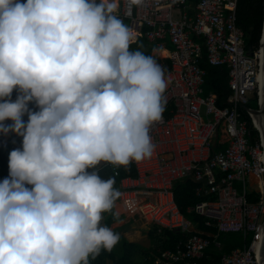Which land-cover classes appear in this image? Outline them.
I'll list each match as a JSON object with an SVG mask.
<instances>
[{"label": "clouds", "instance_id": "clouds-1", "mask_svg": "<svg viewBox=\"0 0 264 264\" xmlns=\"http://www.w3.org/2000/svg\"><path fill=\"white\" fill-rule=\"evenodd\" d=\"M118 10L119 0H0V133L23 138L0 181V264H90L120 240L102 221L122 194L98 165L152 156L170 81L130 50L138 37Z\"/></svg>", "mask_w": 264, "mask_h": 264}, {"label": "built area", "instance_id": "built-area-1", "mask_svg": "<svg viewBox=\"0 0 264 264\" xmlns=\"http://www.w3.org/2000/svg\"><path fill=\"white\" fill-rule=\"evenodd\" d=\"M237 2L143 0L130 7L129 0H122L117 14L128 21L137 37L154 42L169 36L173 45L165 93L167 103L172 104L170 114L150 130L152 156L133 161L134 176L119 180V200L127 213L155 225L157 231L193 232L198 229L179 210L173 191L177 180L190 179L195 195L205 198L186 211L214 233L196 231L173 249L153 255L151 264H200L210 247L219 255L206 264H259L264 225L262 145L259 134L254 144L249 143L247 121L241 119L238 107L248 106L252 95L256 104L259 101L261 47L259 37L255 48L247 49L244 31L237 24ZM203 47L209 64L228 68V105L218 106L214 93L202 95L205 70L199 60ZM245 113L252 124L250 112ZM216 145L222 148L213 152ZM0 147L17 148L12 133H0ZM235 182L240 183V192ZM247 233L251 238L244 247L219 253L221 245L215 235L240 234L245 242Z\"/></svg>", "mask_w": 264, "mask_h": 264}, {"label": "trees", "instance_id": "trees-1", "mask_svg": "<svg viewBox=\"0 0 264 264\" xmlns=\"http://www.w3.org/2000/svg\"><path fill=\"white\" fill-rule=\"evenodd\" d=\"M190 3H194L196 0H188ZM263 4L264 0H238L237 2V24L243 29L245 34L246 47L248 50L255 48L257 40L260 36L261 23H262V14H263ZM194 40H200V38L194 37ZM148 45L147 39L144 36L138 37L136 42L130 46L131 50H143L145 46ZM149 50V49H148ZM146 55H149L146 54ZM199 65L205 70V78L203 83V95H208L209 93H214L216 95V104L220 107L228 105L227 98L231 94V91L228 86V68L225 65H211L206 59V50L203 47L201 52V58L199 60ZM17 92L14 90L12 96L16 97ZM251 108H256V99L252 95L247 103ZM29 107L32 110H38L33 103H30ZM238 110L241 115V119L247 121L248 130H249V143L254 144L258 140V132L254 130L248 115H246L243 107L239 106ZM27 121L28 117L25 115L23 117ZM222 147L216 145L213 149V152L221 150ZM10 150L8 148L0 147V181L7 178L9 175V154ZM114 169L117 172V176H114L113 170L111 167L104 166L100 168V175L102 178L107 179L109 177H115V187L118 188L119 180L125 176H134V171L130 165L125 167L114 166ZM194 186L190 179L177 180L174 183L173 191L175 201L178 205L179 210L186 216V219L193 224L198 230L207 233H213V230L203 228L199 223L200 220L198 216L193 213H187L186 207L189 205H194L199 200L204 199L203 196H197L194 193ZM31 187V185H28ZM113 213H116L113 209L112 212L103 213L104 220L102 224L110 226L111 223L115 222L118 218L114 216ZM194 232L188 233H177L175 231H169L167 229H160L157 231L155 225H149L147 229V236L151 240L152 247L149 249V255L142 260L141 262H133L130 260V255L127 252L126 248L123 253L116 254L112 250L101 251L100 255L97 256L94 260L90 258V264H107L110 261L112 264H151V258L153 255H158L159 251L164 249H173L175 244L178 241L187 239ZM128 243V242H127ZM129 245V243H128ZM130 245H132L130 243ZM133 250V249H132ZM135 250V249H134ZM199 262L200 264H206L207 262L214 260L217 253L212 251V247L205 251ZM174 264H184L183 262H178Z\"/></svg>", "mask_w": 264, "mask_h": 264}, {"label": "crops", "instance_id": "crops-1", "mask_svg": "<svg viewBox=\"0 0 264 264\" xmlns=\"http://www.w3.org/2000/svg\"><path fill=\"white\" fill-rule=\"evenodd\" d=\"M121 3H122V0H119V9L121 7ZM118 13H119V10H118ZM147 42H148V45L145 46L143 50L141 51L144 52L145 54L149 53V55L154 56L157 59L158 63L164 66V68L166 69V73H167L171 66V60L169 58V53H170V50L173 49V45L170 41L169 36H166L162 38L161 40H157L154 42L147 40ZM171 105L172 104L170 103H167L166 105V109L163 113V115H166V117L167 115L170 114ZM34 106L36 105L34 104ZM12 137L14 140V144L17 146V148H21L23 138L20 136H17L15 133H12ZM104 166H107V162H101V164L98 165L99 169ZM88 171H91V169H89ZM118 189H119V186H118ZM114 210L118 216V219L115 222L111 223L109 227H111L113 231L115 229H119L121 235L126 239L128 243L135 244V245H138L139 247H142L144 250L142 249L138 250V254L140 252L144 254V256L142 257V260H144L149 255V249L152 247V243L150 242V239L147 236V229H148L149 224H147L142 219L138 218V215L127 213L124 210V207L119 199L116 201ZM114 223L115 224L117 223V224L113 225ZM192 231L199 232V230H196V229H192ZM201 233H204V232H201ZM107 264H112V263L108 261Z\"/></svg>", "mask_w": 264, "mask_h": 264}, {"label": "rangeland", "instance_id": "rangeland-1", "mask_svg": "<svg viewBox=\"0 0 264 264\" xmlns=\"http://www.w3.org/2000/svg\"><path fill=\"white\" fill-rule=\"evenodd\" d=\"M127 22L128 21H124V23L128 25L129 23H127ZM201 110H202L201 113L203 114L204 108L202 107ZM107 166L113 167V165L110 163H107ZM235 186L237 187L238 191L240 192L241 191L240 183L235 182ZM135 218H136V216H135ZM116 224L114 223L113 225H116ZM114 231L120 234V240L114 246L112 251L116 254H119V253H123L124 249L126 248L127 252L130 255L131 261H133V262L141 261L144 254H142L141 252L138 254V250H140V249L144 250V249L142 247H139L138 245H135V244L130 245V243H129V245H128L126 239L121 235L120 230L115 229ZM210 234L214 235V233H210ZM250 238H251L250 233H247L245 242H244V238L240 234H218V235H215L214 240L221 245V249H220L219 253H228V252L232 251L233 249H241L242 247H244V243H248Z\"/></svg>", "mask_w": 264, "mask_h": 264}, {"label": "water", "instance_id": "water-1", "mask_svg": "<svg viewBox=\"0 0 264 264\" xmlns=\"http://www.w3.org/2000/svg\"><path fill=\"white\" fill-rule=\"evenodd\" d=\"M260 95L259 101L256 104V108H251L248 106H243L245 111H249L251 114L252 124L254 129L258 132L261 139L262 145V154H263V163H264V4H263V14H262V23L260 30ZM248 54H251L248 52ZM258 118L259 125L256 124L255 119ZM178 232V230H176ZM259 264H264V225L262 228L260 251H259Z\"/></svg>", "mask_w": 264, "mask_h": 264}, {"label": "bare ground", "instance_id": "bare-ground-1", "mask_svg": "<svg viewBox=\"0 0 264 264\" xmlns=\"http://www.w3.org/2000/svg\"><path fill=\"white\" fill-rule=\"evenodd\" d=\"M254 119H255V122H256V124H257V125H259V123H258V121H257V120H258V118H254Z\"/></svg>", "mask_w": 264, "mask_h": 264}]
</instances>
